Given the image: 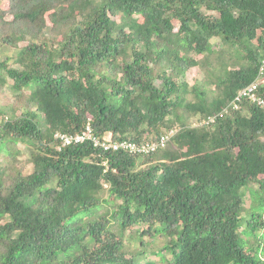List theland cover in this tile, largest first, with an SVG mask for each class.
<instances>
[{
	"label": "trees",
	"instance_id": "obj_1",
	"mask_svg": "<svg viewBox=\"0 0 264 264\" xmlns=\"http://www.w3.org/2000/svg\"><path fill=\"white\" fill-rule=\"evenodd\" d=\"M4 1L0 264H264V107L235 101L264 58V0ZM176 126L150 154L56 136Z\"/></svg>",
	"mask_w": 264,
	"mask_h": 264
},
{
	"label": "built area",
	"instance_id": "obj_2",
	"mask_svg": "<svg viewBox=\"0 0 264 264\" xmlns=\"http://www.w3.org/2000/svg\"><path fill=\"white\" fill-rule=\"evenodd\" d=\"M264 85V59L261 61L259 69H258V75L256 79L248 85L246 88L238 92L237 97L235 98V101H239L242 98H247L249 101L253 103H257L260 107H264V100H261L259 97H257L256 92L260 87H263ZM236 108V106H235ZM213 121V120H211ZM174 132H169L168 134L162 135L157 141L149 142L144 141L140 144L135 143H114L110 141L108 138H105L103 140L98 139L95 137L90 128L87 127L85 131L75 134V135H65L60 134L56 135L57 138H59L64 146L71 145V144H83L86 142H90L95 148L100 149L103 152H116L120 149H124L126 151H129L133 154H150L157 150L158 148H164L167 144V142L173 137Z\"/></svg>",
	"mask_w": 264,
	"mask_h": 264
},
{
	"label": "rangeland",
	"instance_id": "obj_3",
	"mask_svg": "<svg viewBox=\"0 0 264 264\" xmlns=\"http://www.w3.org/2000/svg\"><path fill=\"white\" fill-rule=\"evenodd\" d=\"M0 7L2 9H4L6 7V3H5L4 0H0ZM116 19L118 21H120L121 20V16L118 15ZM48 25L50 26L49 23H48ZM125 31H128V29L126 28ZM213 42H215V41H213ZM14 54H15V51H13L11 49H2L0 51V61L4 60L7 56H13ZM226 60H227V56L223 57V61H226ZM197 75H200L202 77L203 74H202V72L200 70L197 71V70L194 69V70L190 71L189 73H187L185 75L184 79L188 83H192L193 79ZM155 84L159 85L160 82L156 81ZM4 93L5 94L0 93V108L5 106V105H7L9 103V101H10V97L8 95V92L4 91ZM203 126H204L203 123H199V122H197L195 120H192V122L189 125H187L186 128L189 129V130L197 131V134L196 133L195 134L197 136H199L200 134L209 132L208 129H206V128L204 129L205 126L204 127ZM178 128L179 127L176 126L174 128V130L178 131ZM179 129H181V128H179ZM19 148L23 149V145L20 144ZM173 149L177 150V152L179 150V153H181V154L185 153L187 151L186 148H183V150H181V152H180L181 147H179V146H177L176 148H173ZM22 155L24 157V158H21V161H22L21 162V166H23L22 172H23L24 175H28V174L31 173L32 166H31V164H30V162H29V160L27 158L28 154L26 153V151H24ZM12 161H16V158L14 157V153L11 152V151H6L5 149L2 148L1 151H0V169L2 170V172L6 171V169L10 166ZM105 189L106 190L103 193V196H102L103 198L102 199H109V198H107V186L105 187ZM251 205H252V201H251L250 196H249V191L246 190L245 193H244V206H245L246 209H248ZM103 209H104V211H108V207L107 206L104 207ZM149 242H151V241H149ZM138 245H139V242L138 241H134V243H132V245H129L127 247V250L129 251V250H132V249L133 250L137 249ZM151 247H152L151 244H147L146 245V250L149 251V249Z\"/></svg>",
	"mask_w": 264,
	"mask_h": 264
},
{
	"label": "clouds",
	"instance_id": "obj_4",
	"mask_svg": "<svg viewBox=\"0 0 264 264\" xmlns=\"http://www.w3.org/2000/svg\"><path fill=\"white\" fill-rule=\"evenodd\" d=\"M263 59H264V58H263ZM263 59H262V60H263ZM262 60H261V61H262ZM260 63H261V62H260ZM259 66H260V65H259ZM258 69H259V68H258ZM255 79H256V78H255ZM255 79H254V80H255ZM254 80H253V81H254ZM256 93H257V92H256ZM257 97H258V96H257ZM259 98H260V97H259ZM260 99L263 100L262 98H260ZM256 105H257V103H256ZM257 107L262 109V107H260L259 105H257ZM203 123H204V122H203ZM171 131L174 132V135H175V132H177V130H171ZM171 131H169V132H171ZM169 132H168V133H169ZM168 133H167V134H168ZM174 135H173V136H174Z\"/></svg>",
	"mask_w": 264,
	"mask_h": 264
}]
</instances>
